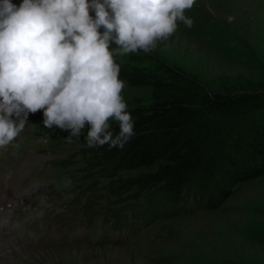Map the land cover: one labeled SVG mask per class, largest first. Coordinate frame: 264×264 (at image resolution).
I'll use <instances>...</instances> for the list:
<instances>
[{
	"label": "rangeland",
	"instance_id": "374dc122",
	"mask_svg": "<svg viewBox=\"0 0 264 264\" xmlns=\"http://www.w3.org/2000/svg\"><path fill=\"white\" fill-rule=\"evenodd\" d=\"M185 14L194 20L191 29L180 24L154 52L115 59L147 68L156 59L214 92L264 90V0H196ZM121 95L127 106L151 102L150 87ZM43 111L29 113L17 138L0 149V184L9 182L0 192L14 197L0 223L15 229L9 236L19 241L13 256L20 264H264V176L237 186L215 210L195 212L188 204L163 217L173 205L153 213L145 198L128 201L132 191H112L120 181L86 151L89 125L69 141L68 131L44 126Z\"/></svg>",
	"mask_w": 264,
	"mask_h": 264
},
{
	"label": "clouds",
	"instance_id": "9594fccd",
	"mask_svg": "<svg viewBox=\"0 0 264 264\" xmlns=\"http://www.w3.org/2000/svg\"><path fill=\"white\" fill-rule=\"evenodd\" d=\"M195 3L0 0V149L17 138L29 113L43 109L44 126L68 131L67 140H79L87 124L89 148L123 150L136 135L135 119L121 95L127 82L114 54H148L180 24L191 29L185 12Z\"/></svg>",
	"mask_w": 264,
	"mask_h": 264
},
{
	"label": "trees",
	"instance_id": "16d2710c",
	"mask_svg": "<svg viewBox=\"0 0 264 264\" xmlns=\"http://www.w3.org/2000/svg\"><path fill=\"white\" fill-rule=\"evenodd\" d=\"M127 88L150 87L148 105H130L135 137L123 150L87 148L92 164L118 178L112 191H132L163 217L186 209L215 210L234 189L264 176V90L214 92L154 60L150 67L120 63ZM114 131L118 125L112 123ZM152 169L121 181L122 172Z\"/></svg>",
	"mask_w": 264,
	"mask_h": 264
},
{
	"label": "bare ground",
	"instance_id": "6f19581e",
	"mask_svg": "<svg viewBox=\"0 0 264 264\" xmlns=\"http://www.w3.org/2000/svg\"><path fill=\"white\" fill-rule=\"evenodd\" d=\"M5 182L6 181L3 179V181L0 184V190H2L5 185H9L8 184L9 182H6V183ZM11 188H12V186L10 187V189ZM7 190H9V189H7ZM7 190L0 192V213H2L5 209H7V210L11 209L13 207V204H14V201H13L14 197H12L13 195L11 193V190L10 191H7ZM12 191H14V190H12ZM10 203H13V204H10ZM29 220L30 219H29V215H28L25 218L21 219L20 221L28 222ZM20 221L18 223V227L20 225ZM0 224L2 225L1 226L2 234L0 235V264H20L18 262V258H15V256H13V254H14L13 250H18V246H19L18 242L19 241L17 242L16 241L17 239H12L9 236L10 233L15 231V229L12 228L11 226L8 227L6 224H2V223H0ZM37 224H39V220H37ZM34 228H35V230L38 229L37 226ZM24 253H25V250L22 249L18 253V257H21L22 255H24Z\"/></svg>",
	"mask_w": 264,
	"mask_h": 264
}]
</instances>
